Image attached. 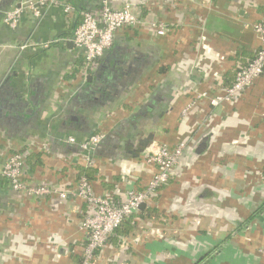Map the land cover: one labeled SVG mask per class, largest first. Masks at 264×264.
<instances>
[{
	"label": "crops",
	"instance_id": "crops-1",
	"mask_svg": "<svg viewBox=\"0 0 264 264\" xmlns=\"http://www.w3.org/2000/svg\"><path fill=\"white\" fill-rule=\"evenodd\" d=\"M7 1L0 91L14 106L0 118V170L21 153L24 179L57 194L35 198L0 179V264H82V223L93 207L73 195L80 173L93 168V195L120 206L156 171L148 148L181 143L187 148L169 183L94 264H264V74L231 102L210 103L261 48L253 25L264 0H109L114 9L132 4L139 23L119 30L90 66L69 40L79 8L99 16L101 0L80 2L73 14L58 6L41 18L27 13L16 30L3 23ZM29 43L37 46L21 49ZM101 85L108 90L97 92ZM203 93L209 97L198 99ZM93 135L102 140L89 166L66 140Z\"/></svg>",
	"mask_w": 264,
	"mask_h": 264
},
{
	"label": "built area",
	"instance_id": "built-area-1",
	"mask_svg": "<svg viewBox=\"0 0 264 264\" xmlns=\"http://www.w3.org/2000/svg\"><path fill=\"white\" fill-rule=\"evenodd\" d=\"M1 1V0H0ZM85 0H18L17 4L2 12L3 23L11 30H16L27 13L35 18H41L43 12L50 7L58 6L66 14L78 12V4ZM259 1V0H254ZM139 23L133 12V5L125 3L121 9H114L109 0H101L100 15L95 16L90 11L81 12V20L69 40L73 45L85 52L87 66L102 59L113 47L116 33L126 27H134ZM253 31L261 42V48L253 61L244 68L237 71L234 83L227 88L222 95L210 98V103L218 107L224 103L231 102L237 96L243 94L247 89L264 74V17L253 25ZM157 33L164 35L166 28L160 25ZM61 40L49 41L38 45V48L48 49L51 44ZM67 41V40H64ZM37 44L29 43L21 47L25 50L33 48ZM207 93L200 94L198 99L208 98ZM195 106L193 102L189 108ZM102 140V136H92L84 142H77L75 138L69 137L66 142L78 145L88 155V164L92 166L94 161L92 155ZM187 145L179 144L171 149L164 144L151 145L146 154L145 161L156 167L148 186L142 192H131L127 200L120 206L114 205L107 198L93 195L89 183L82 179L79 187L73 195L87 201L92 207V213L83 221L82 229L87 232L88 242L84 251L82 264H94L99 252L105 247L108 239L115 231L142 205L151 203L159 189L167 185L171 176L183 157ZM24 156L16 154L12 156L0 170V179L7 180L9 186L16 192H21L42 198L57 194V192L46 186H35L24 180ZM61 199L67 195L59 194Z\"/></svg>",
	"mask_w": 264,
	"mask_h": 264
},
{
	"label": "trees",
	"instance_id": "trees-1",
	"mask_svg": "<svg viewBox=\"0 0 264 264\" xmlns=\"http://www.w3.org/2000/svg\"><path fill=\"white\" fill-rule=\"evenodd\" d=\"M13 0H8L7 2H5V7L4 9L6 10L7 8H9L12 4ZM235 80V78H234ZM234 83V81H233ZM233 83L229 86L231 87L233 85ZM93 136H96V135H93ZM92 137V136H91ZM19 155H22L21 153H18ZM16 155V154H15ZM14 156V155H13ZM25 159V158H24ZM25 162V161H24ZM96 173V171L93 169V168H87V169H84L80 175H79V181L81 182L82 179H85L88 183H90V181L93 179V175ZM25 180V179H24ZM8 184L9 182L7 180H5ZM26 181V180H25ZM27 182V181H26ZM28 183V182H27ZM30 184V183H29ZM166 186V185H165ZM164 187V186H163ZM124 225H126V223H123L116 231L113 235H115L114 237H116L118 239V237L120 236H123L124 234H127L131 231V229L129 227H125V231L122 230V228L124 227ZM120 234V235H119ZM123 234V235H122ZM112 237H110L108 239V242L110 240H113L111 239ZM84 256V255H83ZM83 259V257H82ZM83 261V260H82ZM81 261V262H82Z\"/></svg>",
	"mask_w": 264,
	"mask_h": 264
},
{
	"label": "water",
	"instance_id": "water-1",
	"mask_svg": "<svg viewBox=\"0 0 264 264\" xmlns=\"http://www.w3.org/2000/svg\"><path fill=\"white\" fill-rule=\"evenodd\" d=\"M3 8H0V11L2 10ZM79 12H83V9L82 8H79ZM88 82H91V79H89ZM106 90H108L107 86H99L97 88V92H105ZM95 91L94 92H88V93H85V98L86 99H89L91 96H94L95 95ZM97 94V93H96ZM13 104L5 97V92L4 91H0V118L2 116H4L5 113H8L9 110L13 108ZM2 115V116H1ZM144 208V205H142L140 207V209L142 210Z\"/></svg>",
	"mask_w": 264,
	"mask_h": 264
}]
</instances>
